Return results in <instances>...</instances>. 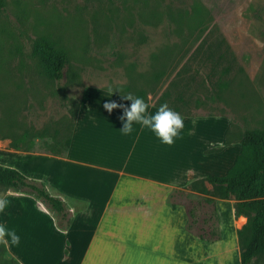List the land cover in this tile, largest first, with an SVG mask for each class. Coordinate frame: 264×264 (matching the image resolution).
<instances>
[{
	"label": "rangeland",
	"instance_id": "1",
	"mask_svg": "<svg viewBox=\"0 0 264 264\" xmlns=\"http://www.w3.org/2000/svg\"><path fill=\"white\" fill-rule=\"evenodd\" d=\"M237 3L241 5L224 20L225 9ZM202 37L209 42L191 59L188 55ZM218 37L227 44V53L222 44L211 42ZM40 42L65 56L59 80L50 75ZM207 47L225 51L217 66L206 58ZM225 64L229 70L222 72ZM90 88L148 94L155 104L165 90L163 103L181 115L227 119L228 133L216 149L222 156L219 168L214 165L207 172L223 174L233 154L222 153L225 144L233 143L231 149L237 151L243 130L264 129V0H4L0 165L35 171L42 163L18 158L15 150L64 149L72 113ZM184 177L181 172V182ZM202 177L188 179L183 191L173 189L166 201L182 205L185 212L193 208V231L201 226L218 233L215 208L198 202L216 197L208 182L199 181ZM0 197L10 202L0 213V224L20 237L19 245H0V264L8 258L22 264H56L64 242L54 230L65 228L66 216L28 190L15 192L0 185ZM250 264H264V245Z\"/></svg>",
	"mask_w": 264,
	"mask_h": 264
},
{
	"label": "crops",
	"instance_id": "2",
	"mask_svg": "<svg viewBox=\"0 0 264 264\" xmlns=\"http://www.w3.org/2000/svg\"><path fill=\"white\" fill-rule=\"evenodd\" d=\"M121 95L84 90L64 149L15 150L18 158L42 165L35 171L23 165L25 171L14 168L41 182L66 209L65 228L54 230L64 242L56 264H239L236 231L245 217L234 215L233 199L212 197L219 238L211 242L186 231L183 206L171 208L166 201L188 179L215 175L207 172L214 165L219 168L222 156L216 149L228 133L227 119L182 115L184 128L167 145L140 124L134 123L131 134L122 133V109L109 113L103 107L109 101L130 105ZM135 96L144 98L151 105L149 112L156 113L159 107L150 95ZM232 147L230 142L222 150L233 152L225 171L239 150ZM45 253L49 260V250Z\"/></svg>",
	"mask_w": 264,
	"mask_h": 264
},
{
	"label": "trees",
	"instance_id": "3",
	"mask_svg": "<svg viewBox=\"0 0 264 264\" xmlns=\"http://www.w3.org/2000/svg\"><path fill=\"white\" fill-rule=\"evenodd\" d=\"M3 4L4 0H0V8ZM207 42L209 41L205 37H202L188 57L194 59L196 54L201 50V47H203V44ZM211 42L215 45L222 44L226 53L229 51L223 38L218 37ZM38 45L44 54V61L49 69L50 75L55 80H59L66 63L65 56L57 53L44 42H40ZM208 49L207 47L206 58L212 60L211 62H213L214 66H217L219 61L225 57V51L217 50L215 52L213 50L211 52ZM229 55L234 61L232 53H229ZM225 65L222 72L229 70L230 66L228 64ZM238 70H241V68L238 67ZM176 74L179 76L180 71L177 70ZM171 83L173 81H170ZM165 96H167V91L164 90L159 95L155 105L159 107L164 104L163 98ZM176 98L181 99V95L177 94ZM76 110L72 113L73 118L76 115ZM66 144L67 141L65 142ZM238 146L239 150L224 174H208L199 179V181L205 180L208 182L216 197L228 198L232 196L234 200V215H242L245 217V222L236 231L239 247V264H250L264 245V129L243 130L238 138ZM0 185H4L6 188L15 192L28 190L37 198L47 203L61 217H65L64 207L59 198L50 195L41 182L27 178L15 168L0 165ZM183 189L184 187L174 190L183 191ZM198 202L210 205L211 211H214L213 198H203L198 200ZM169 206L174 208L175 203L171 202ZM186 215L187 219L184 223V229L186 231L206 242H211L219 238L218 233L211 232L210 227L205 229L200 226L198 227V231L192 230V226L197 224V218L193 208L186 209ZM201 222L205 223L206 220L203 218ZM3 264L18 263L14 259L8 258L3 259Z\"/></svg>",
	"mask_w": 264,
	"mask_h": 264
},
{
	"label": "clouds",
	"instance_id": "4",
	"mask_svg": "<svg viewBox=\"0 0 264 264\" xmlns=\"http://www.w3.org/2000/svg\"><path fill=\"white\" fill-rule=\"evenodd\" d=\"M121 91V90H120ZM123 100L130 101V105L109 101L104 103L103 107L111 113L114 109H122V115L119 119L123 122L121 131L128 135L133 132V125L140 124L149 128L161 140L162 143L172 145L175 139L180 136L184 128V118L173 109L169 108L167 103L159 106L155 114L149 112L151 105L144 98L134 96L131 93L121 95ZM9 201L0 197V213H3L9 206ZM19 245L20 237L15 230L7 229L0 224V245L4 247Z\"/></svg>",
	"mask_w": 264,
	"mask_h": 264
},
{
	"label": "water",
	"instance_id": "5",
	"mask_svg": "<svg viewBox=\"0 0 264 264\" xmlns=\"http://www.w3.org/2000/svg\"><path fill=\"white\" fill-rule=\"evenodd\" d=\"M241 4L240 3H237V5H233L231 6V10L229 7H227L223 13V19L224 20H228L231 18V12L232 10H235L238 6H240ZM220 25V24H219ZM220 29L223 31V25H220Z\"/></svg>",
	"mask_w": 264,
	"mask_h": 264
}]
</instances>
